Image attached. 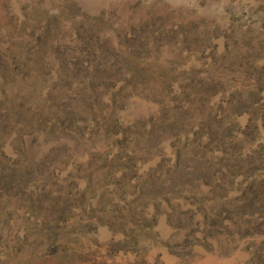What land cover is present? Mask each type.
Listing matches in <instances>:
<instances>
[{"label": "rangeland", "instance_id": "1", "mask_svg": "<svg viewBox=\"0 0 264 264\" xmlns=\"http://www.w3.org/2000/svg\"><path fill=\"white\" fill-rule=\"evenodd\" d=\"M0 264H264V0H0Z\"/></svg>", "mask_w": 264, "mask_h": 264}]
</instances>
